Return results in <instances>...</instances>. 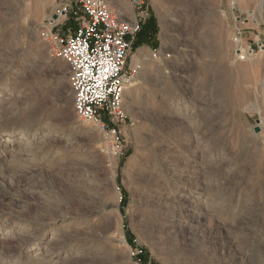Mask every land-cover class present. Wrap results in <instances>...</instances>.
<instances>
[{
    "label": "rangeland",
    "instance_id": "rangeland-1",
    "mask_svg": "<svg viewBox=\"0 0 264 264\" xmlns=\"http://www.w3.org/2000/svg\"><path fill=\"white\" fill-rule=\"evenodd\" d=\"M59 2L0 0V264H264V0H150L116 157L39 38Z\"/></svg>",
    "mask_w": 264,
    "mask_h": 264
},
{
    "label": "built area",
    "instance_id": "built-area-1",
    "mask_svg": "<svg viewBox=\"0 0 264 264\" xmlns=\"http://www.w3.org/2000/svg\"><path fill=\"white\" fill-rule=\"evenodd\" d=\"M128 2L131 10L126 12L109 0H60L38 30L48 55L67 66L77 119L98 129L113 157L123 149L125 92L137 78L128 60L146 24L150 0ZM67 22L73 27L65 29Z\"/></svg>",
    "mask_w": 264,
    "mask_h": 264
},
{
    "label": "bare ground",
    "instance_id": "bare-ground-1",
    "mask_svg": "<svg viewBox=\"0 0 264 264\" xmlns=\"http://www.w3.org/2000/svg\"><path fill=\"white\" fill-rule=\"evenodd\" d=\"M109 2H110V4L113 6V5H115V0H109ZM114 7V6H113ZM249 14V13H248ZM254 15V13H251V16H253ZM34 24H36V25H38L39 24V22L38 21H35L34 22ZM28 35V34H27ZM178 43V42H177ZM238 46H241L242 45V40L241 39H239L238 40ZM240 48V47H239ZM239 51V54H238V56H236L237 57V59L238 60H244V59H246V56H247V54H250V53H247V51L245 50V49H241V50H238ZM173 54V53H172ZM249 56H251V54L249 55ZM50 57V56H49ZM136 57H142L141 56V54L140 53H138L137 55H136ZM252 57V56H251ZM51 58V57H50ZM249 58V57H248ZM53 61H55V63L56 64H59V62H61V60H58V59H53V58H51ZM126 93V92H125ZM162 128V127H161ZM262 128L264 129V122L262 123ZM160 129V128H159ZM166 129V128H165ZM167 130V129H166ZM165 133V132H164ZM164 135V134H163ZM157 136V135H156ZM158 138H159V136H158ZM160 140V139H159ZM161 141V140H160ZM159 142V141H158ZM162 143V142H161ZM160 143V144H161ZM157 146H159V145H157ZM156 146V147H157ZM156 149H158V148H156ZM162 148L161 149H159V150H157V156L158 157H160L161 156V154H162ZM161 153V154H160ZM154 154V153H153ZM160 154V155H159ZM155 158V157H154ZM151 159V158H150ZM153 162H155V161H153ZM178 162V161H177ZM148 166V165H147ZM146 166V167H147ZM158 166H159V163H158ZM182 166H183V164H182ZM155 167V166H154ZM146 169H148V167L146 168ZM164 169V168H163ZM158 170V169H157ZM152 171V170H151ZM154 171V170H153ZM155 173V172H154ZM147 174V173H146ZM169 174V173H168ZM153 175V174H152ZM156 175V174H155ZM154 175V176H155ZM156 177V176H155ZM155 177H154V179H155ZM157 178V177H156ZM200 178V177H199ZM148 181V180H147ZM155 181H156V179H155ZM180 181V180H179ZM148 182H150V181H148ZM155 183V182H154ZM149 184V183H148ZM156 184V183H155ZM147 185V184H146ZM157 185V184H156ZM192 185V184H191ZM148 186H150V185H148ZM152 192V191H151ZM166 196V195H165ZM148 199V198H147ZM151 202V201H150ZM149 202V203H150ZM196 204V203H195ZM159 205V204H158ZM149 207V206H148ZM155 207V206H154ZM184 207V206H183ZM185 215V214H184ZM124 246V245H123Z\"/></svg>",
    "mask_w": 264,
    "mask_h": 264
},
{
    "label": "trees",
    "instance_id": "trees-1",
    "mask_svg": "<svg viewBox=\"0 0 264 264\" xmlns=\"http://www.w3.org/2000/svg\"><path fill=\"white\" fill-rule=\"evenodd\" d=\"M150 23H151V22H150ZM147 24H148V23H147ZM147 24H146V25H147ZM152 24H153V23H152ZM146 25H144V26H146ZM147 26H148V25H147ZM143 29H144V27H143ZM153 29H154V27H153ZM150 30H151V33H150V35H151V34H152V28H151ZM143 31H144V30H142L141 33H143ZM141 33H140L139 35H141ZM139 35H138V36H139ZM137 38H138V37H137ZM135 42H136V41H135ZM135 42H134V43H135ZM144 43H145V42H142V44H144ZM142 44H141V45H142Z\"/></svg>",
    "mask_w": 264,
    "mask_h": 264
}]
</instances>
